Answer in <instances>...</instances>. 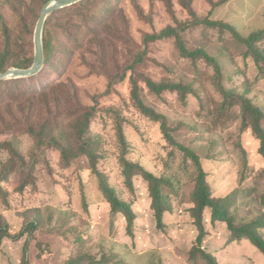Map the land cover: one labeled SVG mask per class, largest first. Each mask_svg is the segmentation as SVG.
<instances>
[{"label":"rangeland","instance_id":"obj_1","mask_svg":"<svg viewBox=\"0 0 264 264\" xmlns=\"http://www.w3.org/2000/svg\"><path fill=\"white\" fill-rule=\"evenodd\" d=\"M45 1L0 0V7L14 32L22 35L40 16ZM218 1L193 0V9L198 16L227 23L244 36L264 28V0H231L214 7L212 2ZM175 19H190L180 0H87L79 8L49 17L51 55L41 73L20 82H0V186L5 191L0 192V214L10 233L26 232L17 241L3 240L0 264H21L26 242L31 264H62L80 251L108 250L132 264H205L201 259L194 263L189 255L198 236L190 214L195 169L166 143L159 124L137 110L131 99V76L138 80L146 103L166 115L176 141L200 156L212 196L238 191V224L264 215L261 141L252 130H241L239 107L222 108L213 68L202 60L182 58L174 39L148 45L144 41L148 34L175 26ZM183 37L188 48H204L219 62L227 89L246 92L264 111V65L260 69L246 56L244 45L229 32L204 27L188 30ZM20 44L22 49H15V55L25 50L26 42ZM260 47L264 49V41ZM145 77L190 86L194 94L187 96L185 104L178 93L158 97L146 87ZM60 86L67 87L65 102L49 103L52 89ZM92 106L98 113L90 129L101 139L97 167L123 199L134 201V239L127 234L124 216L111 213L87 158L66 164L59 150L39 149L26 133L30 124L49 120H59V129L69 132L80 112ZM118 115L127 120V158L170 178L173 184L165 189L172 210L165 215L164 231L157 228L147 182L141 176L134 178L135 197L125 187ZM6 142L18 153L9 172L5 168L12 153L3 146ZM18 158L29 162L26 171ZM33 179L34 185L20 191ZM204 222L208 236L203 247L223 264H264V254L254 244L232 243L228 225L211 222L210 209L204 213ZM32 223L38 226L33 233L29 231ZM79 237L84 241H78Z\"/></svg>","mask_w":264,"mask_h":264},{"label":"trees","instance_id":"obj_2","mask_svg":"<svg viewBox=\"0 0 264 264\" xmlns=\"http://www.w3.org/2000/svg\"><path fill=\"white\" fill-rule=\"evenodd\" d=\"M49 1L50 0H46L44 3L47 4ZM180 1L183 7L187 10L190 19L186 21H179L175 19V26H168L160 32L148 34L144 39L145 43L148 45L158 41L174 39L176 49L182 58L190 59L192 61L202 60L208 66L212 67L215 73V87L223 98L222 108L230 109L239 107L241 130L253 131L257 139L261 141L260 153L264 157V111L258 105L253 103V101L246 95V92L245 94H240L235 90L227 89L222 83L223 71L219 62L204 48H188L183 39V34L186 31L197 27L219 30L222 32V34L229 32L235 40L247 48L246 56L253 58L261 69V65H264V49L260 47V44L264 41V28L252 32L248 36H244L240 34L233 26L227 23L211 20L209 17L203 18L198 16L193 9V0ZM229 1L231 0H219L217 3L212 2V4L214 7H217L227 4ZM86 2L87 0L84 2L82 1L74 6L57 11L53 15L56 13H62L69 8H79ZM140 13L142 14V12ZM40 16H38L36 21L27 26L24 34L17 35L8 23L7 18L5 14H3L0 7V26H2V41L0 44V74L6 72L10 68L29 69L32 67L35 57L34 35ZM47 32L48 30L46 22L44 37V50L46 57L45 65L49 63L51 55ZM20 41L26 42V45L24 46L25 50L22 54L15 55V49L16 51L18 48L20 50L22 49ZM24 79H16L14 81L20 82ZM144 83L146 84V87L150 93L158 97L163 96L167 92L178 93L180 100L184 104L187 102V96L194 94L190 86L183 85L181 83H174L172 81L165 80L159 82L153 80L151 77H145ZM111 86L112 83L109 84V88ZM59 88V90H57L56 87L52 89V96L47 99L49 103L60 106L65 102L64 91L67 87L60 86ZM61 93L63 94V98H59ZM131 99L134 102L137 110L142 115H144L145 118L159 124L161 133L166 143L170 147L180 151L185 159H189L195 169V186L191 194V203L193 206L190 209V214L194 220L193 224L198 231V236L196 238V244H194L189 251L190 259L194 263H198V260L201 259L203 262H205V264H223L215 253L208 251L203 247L204 241L208 236V231L204 222V213L208 209L211 210V222L213 224L221 222L228 225L229 231L231 232L232 243H239L247 240L259 248L264 254V215L252 221H246L242 224H238L236 217V214L239 211L237 208L238 199L236 197L238 191L236 194L234 192L232 195L226 197L217 198L212 196L210 184L207 181V173L204 169L200 156L192 149L176 141L172 134V130L169 127L166 115L157 111L154 107H151L146 103L142 96V89L139 86L138 80L133 76H131ZM51 106L48 104L49 108ZM97 113L98 110L95 106L80 112V117L74 124H72L69 132H64L63 130L59 129V120L54 122L49 120L41 123L34 122L33 124H30L26 129V133L35 139L39 149L45 147L59 150L61 152L63 161L66 164H70L73 160L80 157L87 158L92 174L98 179L99 187L102 191L104 199L111 207V213L114 216L119 214L124 216L127 223V234L132 239H134L135 224L137 220V214L133 208L134 201L123 199L118 190L110 184L106 176H104V174H102L97 167L98 161L101 157L99 152L101 139L100 136L93 134L90 129ZM116 118L117 139L121 148L120 164L122 167L125 187L128 189V192L131 194V196L135 197L134 178L136 176H141L147 182L149 195L152 199L151 208L154 212L157 228L160 231H164L167 227L165 223V215L172 210L170 199L168 195L165 194L166 188L173 187L171 179L166 176H158L152 171L146 169L139 162H134L127 158L129 144L124 130V125L127 123V120L121 115H118ZM3 146L7 147V150L12 153V157L8 162L9 165L5 168L9 172L16 164L14 156L18 153L9 142L4 143ZM17 163L20 165L23 171H26V168L29 166V162L24 160H21L20 162V158H18ZM34 184L35 179H33V182H25L23 186H21L20 191L24 190L29 185ZM0 192L5 193L1 186ZM261 199L264 205V194ZM37 227V224L32 223L29 231L33 233ZM25 233L26 232L23 231L17 236L10 233L8 223L5 221L3 215L0 214V252L2 250L3 240L5 238L17 241L24 237ZM78 241L82 242L84 241V238L79 237ZM27 247L28 242H26L24 246L21 264H31L27 258ZM62 264L132 263L131 261H128L127 259L125 260V258L121 257L117 251L108 250L101 251L99 254L80 251L73 257L64 261ZM149 264L158 263L152 262Z\"/></svg>","mask_w":264,"mask_h":264},{"label":"water","instance_id":"obj_3","mask_svg":"<svg viewBox=\"0 0 264 264\" xmlns=\"http://www.w3.org/2000/svg\"><path fill=\"white\" fill-rule=\"evenodd\" d=\"M82 1L84 0H50L43 7L36 26L34 35L35 57L32 67L29 69L11 68L0 74V81L30 78L41 73L45 64L44 33L48 18L55 12L74 6Z\"/></svg>","mask_w":264,"mask_h":264}]
</instances>
